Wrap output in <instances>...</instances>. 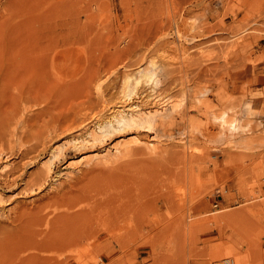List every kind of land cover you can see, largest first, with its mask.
<instances>
[{"label":"rangeland","instance_id":"1","mask_svg":"<svg viewBox=\"0 0 264 264\" xmlns=\"http://www.w3.org/2000/svg\"><path fill=\"white\" fill-rule=\"evenodd\" d=\"M9 119L1 165L53 170L0 219L65 211L1 230L0 264H264V0H0Z\"/></svg>","mask_w":264,"mask_h":264},{"label":"bare ground","instance_id":"2","mask_svg":"<svg viewBox=\"0 0 264 264\" xmlns=\"http://www.w3.org/2000/svg\"><path fill=\"white\" fill-rule=\"evenodd\" d=\"M99 80H101V79H98V82L96 83V88L100 89L101 83L103 81L102 80L99 81ZM97 91H99V90H97ZM28 101H29V99H28ZM22 104L23 103L21 102L20 105H22ZM20 105H18V107ZM132 107H136V105L131 106V104H130V105H128L127 109L132 108ZM22 110H24V109H22ZM15 111H19V108H17ZM14 114H15V112H14ZM22 114L25 115L26 113H22ZM51 114H52V118H49L51 120L50 121L48 120V123H46V124H48V128H50V130H48V133L50 131H52V133H54V135H55V134H58L59 132H63L65 130L72 128L73 124H72L71 120L68 118L69 116L67 115L69 113H67L66 115H64V114L60 115V113H59V115H54L53 113H51ZM29 116H27V117H29ZM49 117H51V116H49ZM25 118H26V116H25ZM25 118H24V121L25 120L28 121V119H25ZM139 118H143V116L127 115V114H125V110L123 107H116L115 109H112L110 111V114L108 117H106L102 120L98 119V120H96V122L100 127L102 125L103 126L109 125V127H110L113 125L114 122L119 123V125L120 124H126V123L132 124L133 122H135ZM14 120H12V121L16 123V121H14ZM12 121H11V119H9L5 125L0 126V159H2V157H3L2 155H3L5 147H6L5 144L9 143V145H10L11 141L13 140L12 136L14 134V131L12 128V126H13ZM106 133H108V132H106ZM106 133H104V134H106ZM23 135H24V132L21 131V132L17 133V138L19 140H23V138H24ZM54 135H50V133H49L50 140H51V137L54 138ZM46 143H47L46 140L42 141L43 147H46ZM8 149H11V150L14 149L13 144H11L10 148H8ZM31 149H32L31 147H25L21 150H18L17 152H12L11 150H9V151L11 153L18 154V156H20V157H26V156H28ZM59 150H62V149H59ZM34 159L35 158H32V156H31V157H29V160L23 161L22 163L18 162V163L13 164V165L8 164V163H4L3 165H1V162H0V190L2 191V192H0V201H3L5 199V197H4L5 195H3V194L6 191L8 193H12L14 195L16 193H18V194L19 193H30L34 190L42 189V186L44 185V183L46 181V177L48 176V173L53 170V165L50 162L45 163L44 169L40 168L39 170L26 175V168L35 163ZM25 175H26V177H25ZM20 180L23 182H21ZM19 181L21 183H19ZM20 184H22V185H20ZM70 186H71V184H67V187H64V190ZM53 205H55V206L48 208L45 211H41V209H42L41 208L40 210H38L34 214L23 212L17 218L7 217L6 220L0 219V231L11 229L10 224H18L22 229H24L25 231H29L30 233L31 232H34V233L45 232L49 229L50 225L58 217V215L60 213H62L63 211H65V209H63L60 206V204H53ZM4 223H7V224H4ZM30 247H34V246H30ZM35 256H36V254H35V252H33L31 255H29V259H34Z\"/></svg>","mask_w":264,"mask_h":264},{"label":"crops","instance_id":"3","mask_svg":"<svg viewBox=\"0 0 264 264\" xmlns=\"http://www.w3.org/2000/svg\"><path fill=\"white\" fill-rule=\"evenodd\" d=\"M262 246H264V243H262Z\"/></svg>","mask_w":264,"mask_h":264}]
</instances>
